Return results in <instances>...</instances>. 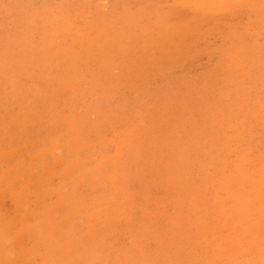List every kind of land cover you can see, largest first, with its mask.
<instances>
[{"label": "rangeland", "instance_id": "rangeland-1", "mask_svg": "<svg viewBox=\"0 0 264 264\" xmlns=\"http://www.w3.org/2000/svg\"><path fill=\"white\" fill-rule=\"evenodd\" d=\"M0 26V152L24 151L22 167L28 173L34 165L42 175L55 162L46 152L51 137H60L55 151L65 162L78 153L90 168L96 157L114 155L120 139L115 135L130 128L137 139L121 148V176L114 181L121 191L116 199L127 195V206L103 232L92 231L82 215L65 222L70 207L57 203L63 191H75L88 204L92 196L109 194L111 161L100 164L95 181L92 171L78 185V172L68 179L59 165L56 175H44L51 193L27 188L32 190L24 211L36 208L38 195L50 206V221L63 225L66 254L76 257V250L93 246L92 236L98 235L104 259L94 264H259L264 258V0H0ZM69 119L83 147L71 145ZM14 153L0 160V185L5 184L0 189L12 190L5 182L12 173L4 171L20 160ZM6 193L0 220L16 219L15 227V203ZM27 214L29 221L34 212ZM33 221L49 232L44 214L36 213ZM28 236L22 240L27 252L38 246ZM72 239L84 241L74 245ZM17 243L16 252H9L15 264H40L38 255L31 262L23 258Z\"/></svg>", "mask_w": 264, "mask_h": 264}, {"label": "bare ground", "instance_id": "bare-ground-1", "mask_svg": "<svg viewBox=\"0 0 264 264\" xmlns=\"http://www.w3.org/2000/svg\"><path fill=\"white\" fill-rule=\"evenodd\" d=\"M28 1V0H27ZM43 1V0H42ZM214 1V0H213ZM24 2V1H23ZM34 2V1H33ZM38 3H39V1H37ZM45 2V1H44ZM43 2V3H44ZM38 3H36V4H38ZM250 3V2H249ZM23 4H25V2L23 3ZM35 4V3H34ZM53 4V3H52ZM66 4V3H65ZM231 4V3H230ZM19 5H20V3H19ZM62 5V4H61ZM257 5V4H256ZM12 6V5H11ZM17 6V5H16ZM34 6H36V5H34ZM37 6H41V5H37ZM223 6H225V5H223ZM229 6V5H228ZM254 6V5H253ZM42 7H44V6H42ZM115 7V6H114ZM227 7V6H226ZM45 8V7H44ZM103 8V7H102ZM19 9H20V7H19ZM4 10V9H3ZM28 10H29V8H28ZM116 10V9H115ZM25 11V10H24ZM31 11V10H30ZM45 11V10H44ZM117 11V10H116ZM144 11V10H143ZM3 12V11H2ZM18 12V11H17ZM29 12V11H28ZM136 12V11H135ZM153 12V11H152ZM24 13V12H23ZM22 13V14H23ZM26 13V12H25ZM53 13V12H52ZM17 14V13H16ZM20 14V13H19ZM28 14V13H27ZM115 14V13H114ZM128 14H129V12H128ZM153 14V13H152ZM11 15V14H10ZM25 15V14H24ZM4 16V15H3ZM36 16H37V14H36ZM15 17H17L18 18V15L16 16L15 15ZM38 17H39V14H38ZM42 17H45V16H42ZM49 17V16H48ZM5 18H8L7 17V15H6V17ZM21 18H24V16L22 17V15H21ZM27 18H29V16H27ZM40 18H41V16H40ZM239 19V18H238ZM22 21L24 20V19H21ZM25 22L27 21L26 20V18H25V20H24ZM23 21V22H24ZM22 22V23H23ZM32 23V22H31ZM31 23H30V25H31ZM42 23V22H41ZM55 23V22H54ZM60 23H62V22H60ZM146 23V22H145ZM19 24V23H18ZM32 24H34V23H32ZM51 26H53L52 25V21H51ZM11 25V24H10ZM15 25V24H14ZM24 25H26V24H24ZM27 25H29V24H27ZM29 25V26H30ZM122 25V24H121ZM41 26V25H40ZM43 26V25H42ZM47 26H49L48 24H47ZM50 26V27H51ZM132 26V25H131ZM137 26V25H136ZM149 26H151V25H149ZM1 27V26H0ZM21 27V26H20ZM25 27V26H24ZM23 27V28H24ZM27 27V26H26ZM31 27L32 28H34V26L32 25V26H30V28L29 29H31ZM44 27H46V26H44ZM94 28V27H93ZM9 29V28H8ZM7 29V30H8ZM11 29V28H10ZM9 29V30H10ZM5 30V29H4ZM6 30V31H7ZM28 30V29H27ZM38 30V29H37ZM40 30V29H39ZM45 31L46 32V29H41L40 31ZM48 30H49V28H48ZM131 30H133L132 28H131ZM136 30V29H135ZM134 30V31H135ZM16 31V30H15ZM32 31L33 30H31V33H32ZM39 31V32H40ZM190 31H191V29H190ZM10 32V31H9ZM9 32H6V33H8V35H9ZM17 32H18V30H17ZM30 32V31H29ZM28 32V33H29ZM36 32V31H35ZM38 32V31H37ZM45 32H44V34H45ZM49 32V31H48ZM50 32H51V30H50ZM58 32V31H57ZM139 32V31H138ZM192 32V31H191ZM20 33V32H19ZM27 33V32H26ZM87 33V32H86ZM134 33V32H133ZM16 34H18V33H16ZM42 34H43V32H42ZM43 34V35H44ZM50 34V33H49ZM139 34V33H138ZM8 35H6V36H8ZM10 35H11V33H10ZM25 35H27V34H25ZM31 35V34H30ZM30 35H28V37L30 36ZM35 35H36V33H35ZM35 35H31V36H34L35 37ZM136 35H137V33H136ZM5 36V35H4ZM12 36H13V33H12ZM30 36V37H31ZM51 36V35H50ZM139 36H140V34H139ZM14 37V36H13ZM12 37V38H13ZM16 37H17V35H16ZM15 37V38H16ZM18 37H20V35L18 36ZM24 37V36H23ZM29 37V38H30ZM46 37V36H45ZM125 37V36H124ZM0 38H1V36H0ZM5 38V37H4ZM7 38H9V37H7ZM28 38V40H30ZM32 38V37H31ZM47 38V37H46ZM143 38V37H142ZM2 39V38H1ZM21 39V38H20ZM24 39V38H23ZM3 40V39H2ZM24 40H27V39H24ZM6 41V40H5ZM10 41H12V39L10 40ZM15 41H17V39H15ZM19 41V40H18ZM9 42V41H8ZM7 42V43H8ZM29 42V41H28ZM10 43V42H9ZM20 43V42H19ZM23 43V42H22ZM143 43V42H142ZM15 44H16V42H15ZM18 44V43H17ZM16 44V45H17ZM33 43H31V45H32ZM10 45H11V43H10ZM26 45H28V44H26ZM30 45V46H31ZM125 45V44H124ZM143 45V44H142ZM146 45V44H145ZM20 46H22L21 45V43H20ZM20 46H16V47H20ZM32 46H35V45H32ZM23 47V46H22ZM48 47H49V44H48ZM4 48H6V47H4ZM8 48H10V47H8ZM12 48L13 47H11V51H14L15 52V50H12ZM28 48V47H27ZM30 48V47H29ZM142 48V47H141ZM144 48H145V46H144ZM171 48V47H170ZM3 49V48H2ZM19 49V48H18ZM17 49V50H18ZM143 49V48H142ZM20 50V49H19ZM22 50V49H21ZM144 50V49H143ZM2 51V50H1ZM4 51V50H3ZM10 51V50H9ZM6 53V52H5ZM139 53H141V52H139ZM3 55V54H2ZM6 55V54H5ZM16 55H17V53H16ZM28 57V56H27ZM119 57V56H118ZM22 58V57H21ZM26 59H24V61H25ZM6 61V60H5ZM23 61V60H22ZM29 61V60H28ZM21 64V63H20ZM71 67V66H70ZM67 68V67H66ZM107 69V68H106ZM68 70V69H67ZM70 70H71V68H70ZM107 70H110V69H107ZM106 70V71H107ZM35 71V70H34ZM38 71V70H37ZM39 72V71H38ZM37 72V73H38ZM109 72V71H108ZM42 73V72H41ZM107 73V72H106ZM50 74V73H49ZM48 74V75H49ZM73 74V73H72ZM36 75V74H35ZM45 76H47V74L45 75ZM53 76V75H52ZM47 77H50V75L49 76H47ZM62 77V76H61ZM66 77H67V75H66ZM104 77V76H103ZM102 77V78H103ZM108 77V76H107ZM44 78H46V77H44ZM105 78H106V75H105ZM112 78V77H111ZM58 79H60L59 77H58ZM44 80V79H43ZM51 80V79H50ZM54 80V79H53ZM107 80V79H106ZM118 80H120V76H119V78H118ZM46 81V80H45ZM44 81V82H45ZM47 82H49V81H47ZM53 82V81H52ZM119 82V81H118ZM46 83V82H45ZM103 83H104V80H103ZM107 83V82H106ZM4 84H6V83H4ZM47 84V83H46ZM55 85H56V83H54ZM54 84H52V85H54ZM4 86V85H3ZM8 86V85H7ZM47 86H49V85H47ZM88 86V85H87ZM5 87V86H4ZM132 87V86H131ZM8 88V87H7ZM48 87H46V89H47ZM29 89V88H28ZM94 89V88H93ZM6 90V89H5ZM31 90V89H30ZM49 90V89H48ZM64 90V89H63ZM72 90V89H71ZM5 92V91H4ZM6 93V92H5ZM37 93V92H36ZM39 93H41V92H39ZM45 93V92H44ZM56 93H58V92H56ZM55 93V94H56ZM64 92H62V94H63ZM101 93V92H100ZM103 93V92H102ZM109 93V95H111L110 94V92H108ZM7 94V93H6ZM46 94V93H45ZM54 94V93H53ZM70 94H72V93H70ZM93 94H94V92H93ZM119 94V93H118ZM123 94V93H122ZM2 95V94H1ZM91 95V94H90ZM89 95V96H90ZM52 96V95H51ZM50 96V97H51ZM93 96V95H92ZM1 97V96H0ZM71 97V96H70ZM85 97V96H84ZM111 97V96H110ZM109 97V98H110ZM114 97H115V95H114ZM114 97H112V98H114ZM90 98H91V100L93 99L91 96H90ZM111 98V99H112ZM127 98H128V95H127ZM64 99V98H63ZM88 99V98H87ZM123 99H124V97H123ZM60 100H61V98H60ZM101 100V99H100ZM126 100V99H125ZM67 101H69V100H67ZM85 101V100H84ZM83 101V102H84ZM62 102L64 103V101L62 100ZM61 102V103H62ZM77 102V101H76ZM122 102H123V100H122ZM127 102V101H126ZM58 103V102H57ZM60 102H59V104H61ZM70 103V102H69ZM78 104H80V101L79 102H77ZM128 103V102H127ZM71 104V103H70ZM116 104V103H115ZM87 105H89V103L87 104ZM162 105V104H161ZM257 105V104H256ZM52 106V105H51ZM54 106H57V105H54ZM60 106V105H59ZM58 106V107H59ZM63 106V105H62ZM78 106V105H77ZM76 106V107H77ZM83 106V105H82ZM253 106H254V104H253ZM66 107H68V102H67V104H66ZM124 107V106H123ZM49 108H51V107H49ZM70 108V107H69ZM68 108V109H69ZM89 108V107H88ZM135 108V107H134ZM154 108V107H153ZM152 108V109H153ZM54 109V108H53ZM54 110H56V108L54 109ZM9 111V110H8ZM50 111V110H49ZM75 111L77 112V110L75 109ZM250 111V110H249ZM66 112V111H65ZM88 112V111H87ZM108 112V111H107ZM259 112V111H258ZM50 113H52V111L50 112ZM49 113V114H50ZM64 113V112H63ZM86 114V113H85ZM89 114V113H88ZM46 115V114H45ZM69 115V114H68ZM71 115V114H70ZM67 116V115H66ZM88 117V116H87ZM66 118H68V117H66ZM70 118V117H69ZM89 118V117H88ZM20 120H22L23 119V121L25 120L24 118H19ZM78 119H79V117H78ZM90 120H91V118H89ZM142 119V118H141ZM244 119V118H243ZM246 119V118H245ZM20 120H19V122H20ZM27 120H28V118H27ZM27 120H25V121H27ZM70 120V121H69ZM69 120H67L68 121V124H69V127H68V130H69V135H71L70 137H68V138H70V141H73L72 142V144L71 145H73V143L75 142V143H78L79 145H81L82 147H83V143H82V141H81V138H80V136H79V133H78V131H77V128L75 127V124L73 123V121H71V119H69ZM80 120H81V118H80ZM88 120V119H87ZM137 120V119H136ZM22 121V122H23ZM24 121V122H25ZM101 121V120H100ZM140 121V120H139ZM55 122V121H54ZM70 122V123H69ZM77 122V121H76ZM81 122V121H80ZM89 122V121H88ZM87 122V123H88ZM93 122H95V121H93ZM93 122L91 121V126H92V124H93ZM97 122H99V121H97ZM138 122V121H137ZM136 122V123H137ZM47 123V122H46ZM136 123H135V125H136ZM13 124V123H12ZM22 124V123H21ZM96 124V123H95ZM106 124V123H105ZM138 124H139V122H138ZM213 124V123H212ZM229 124V123H228ZM249 124V123H248ZM35 125V124H34ZM117 125V124H116ZM187 125V124H186ZM3 126V125H2ZM60 126V125H59ZM87 126V125H86ZM90 125H89V127H87V128H90L91 127ZM94 126V125H93ZM119 126V125H118ZM4 127V126H3ZM53 127V126H52ZM67 127V126H66ZM82 127V126H81ZM99 127V126H98ZM140 126H138V128H139ZM224 127V126H223ZM79 128V127H78ZM136 128V127H135ZM1 129H2V127H1ZM5 129V128H4ZM57 129V128H56ZM67 129V128H66ZM65 129V130H66ZM132 129H133V127H132ZM249 129V128H248ZM19 130V129H18ZM244 130V129H243ZM133 130H130V128L127 130V133H126V131H125V134L123 135V136H121V137H119V135H115V136H117L118 138H120L119 140H118V142L116 143V151H115V153H114V155H112V156H106V158H105V155H104V158H103V156H101V159L100 160H98L99 158L98 157H96V159L95 160H97L94 164H93V166H92V168H90V167H88V166H86V164L85 163H87V162H85V163H83L82 162V158L84 157H82L80 154H75V153H73V152H71V153H73V154H75L72 158H71V160H69L68 162H65V160H63L57 153H56V151H55V149L57 150V148L59 147V146H61L60 145V137H51L52 139L50 140V144L48 145V147H47V153H49V154H51L52 156H53V160L52 161H54L55 160V162H54V164L53 165H51V166H45V165H48L47 163H44V166H45V169L43 168V170H41L44 174H40V175H38L39 173L37 172V170H36V168H35V166L34 165H32L31 167L30 166H27V167H30V170H29V172L27 173L26 171H25V169L22 167V160H23V152H18V153H21V154H16V152L19 150V149H17V150H15V149H12L13 151L15 150V153L12 151V150H10V149H8V150H3V151H1L0 152V160H2V161H5V160H7V159H9L11 156H12V154L14 153V154H16L18 157H19V159L21 160H17L18 162H15V165H14V167L12 166V168H6V170L4 171L5 173H6V175L8 174V173H12V175H11V177L9 178H7V176H6V179H5V182L6 183H8L9 185H11L10 187H12V190H10L9 191V189L7 190L6 188H2V189H0V208H1V206L3 207V205L4 204H2L3 203V195H2V193L3 194H5L6 192V190L8 191L6 194L8 195H10V198L14 201V215L15 216H17V221H18V226L16 225L15 227H12L11 226V222L9 221V220H5V218L3 219V220H0V222L1 223H3L4 221V223H3V225L2 226H0V264H15L14 262L15 261H13L12 260V258L11 257H9L10 255H9V252H12V254L13 253H15L16 252V248H14V247H16V245L18 244L17 242L18 241H21V243H22V247H21V250H20V245H21V243H20V245L19 246H17V252L19 251V253H22L23 254V258H26L28 261H32L33 260V257L35 256V255H38L39 257H41V259H40V264H73V263H75V262H80V263H83V264H94L95 262H97L98 260H100V259H104V254H103V252H104V247H101V244L99 245V243H101V242H98V239L100 238H98V235H93L92 237L94 238V243H93V246H88V245H84V246H82L83 248L82 249H79L78 251L76 250V252H75V255H76V257L73 255V254H66L65 252H64V250H63V247H62V245H63V243L61 242V240H62V233H60L61 231H63L62 229H63V225L61 226H57L58 224L54 221V220H51L50 221V218H51V211H50V206L47 204V207L46 206H44L43 205V201L41 200L42 198H40V196L38 195L36 198H35V200H34V202H35V204H36V208L33 210H29V212H34V216L32 215V218L31 219H29V221H27L28 220V218L26 219V217H28V216H30L31 217V213H30V215H28L27 213H29V212H27L28 211V208H27V211H24V210H26L25 209V206L28 204H26V201L27 200H29V197H30V191L33 189V188H36L37 190H41L43 193H45V194H47V193H49L50 192V190H48V187H46V185L48 184V179H44V175L45 174H47V175H56L57 174V166L59 167V165H62V166H64L65 167V169L61 172V175L63 174V175H66L65 177H67L68 179H72V176L74 175H71L72 174V171L73 170H75V171H73V173H75V172H78V174H77V183H79L78 185H80L82 182H83V179H85V176H87V174H91V175H93V173H94V175H93V177H92V180L93 181H95V180H97V177H98V175H96L95 174V172L96 173H98L99 172V170H100V164L101 163H103V161H107V163H109L108 162V160L109 161H111V163L114 165V167H113V171H112V173L110 174V175H107V179H109V181H110V183H111V190H110V192H109V194H102V195H100V196H92V198H91V203L90 204H88L87 203V199L86 198H79V197H77L76 196V192L74 191L73 193H74V195H72V194H67L66 193V191H63L64 193H61V194H63L62 196V199L61 200H58V203L57 204H60L61 203V205L62 204H66V205H69V207H70V213L66 216V219H65V222H70V221H75L76 219H77V215H82L83 216V218L84 219H88V224H90L91 225V230L92 231H95V230H97V231H100V232H103V231H105L106 230V228L109 226V227H111L112 226V222H116L115 220H119V217H121L122 215H123V210L121 211V208H122V206H123V208H125L126 206L124 205L127 201H128V199H127V195L124 197V196H121L123 199H122V201L121 202H119V200H117V199H119L118 198V194H120V186H114L115 185V179H116V181L118 180V178H119V176H121V172H119V170L121 169L118 165H119V160H120V156H121V148L122 147H130L129 145L132 143V142H134V141H136L135 139H133V136H132V134H131V132H132ZM4 132H5V130H4ZM4 132H3V135H2V137H5L6 138V134H4ZM17 132V131H16ZM88 131H86V133H87ZM233 132V131H232ZM232 132H230V133H232ZM6 133V132H5ZM8 133V132H7ZM37 133V132H36ZM59 133H61V132H59ZM83 133V132H82ZM85 133V134H86ZM99 133V132H98ZM2 134V133H1ZM17 134V133H16ZM40 134V133H39ZM50 134V133H49ZM53 134V133H52ZM84 134V138H85V135ZM88 134V133H87ZM110 134V133H109ZM233 134V133H232ZM4 135H6V136H4ZM60 135V134H59ZM68 135V136H69ZM90 135H93V134H91V132H90ZM29 136V135H28ZM39 136V135H38ZM37 136V139L40 137H38ZM48 136V135H47ZM87 136H89V135H87ZM2 137H1V139H2ZM32 137V136H31ZM91 137V136H90ZM90 137H87V138H90ZM228 137V136H227ZM29 138V137H28ZM87 138H86V140H87ZM47 139V138H46ZM67 139V138H66ZM5 140H7L8 141V139H4V141ZM9 140H11V139H9ZM68 141H66L65 140V142L66 143H68V142H70L69 141V139H67ZM246 140H248V139H246ZM246 140H245V142H246ZM7 141H6V143H7ZM15 141V140H14ZM23 142H25V139H24V141ZM27 142V141H26ZM89 142V141H88ZM226 142H228V141H226ZM225 142V143H226ZM245 142H244V144H245ZM91 143V142H90ZM100 143V142H99ZM99 143H98V145H99ZM92 144H94V143H92ZM91 144V145H92ZM243 144V145H244ZM5 145V144H4ZM24 145H26V143L24 144ZM23 145V146H24ZM29 145H30V143H29ZM249 145V144H248ZM247 145V146H248ZM22 146V145H21ZM27 146V145H26ZM35 146H36V144H35ZM69 146V145H68ZM90 146V145H89ZM94 146H97V145H94ZM93 146V147H94ZM241 146V145H240ZM29 147L30 146H28V147H26V148H28L29 149ZM41 147V146H40ZM92 146H90V147H88L89 149L90 148H93ZM227 147H229V146H227ZM252 147V146H251ZM6 148V147H5ZM9 148H11V147H9ZM25 148V149H26ZM45 148V147H44ZM43 148V149H44ZM246 148V147H245ZM21 149H24V147L23 148H21ZM28 149H26V150H28ZM235 149V148H234ZM233 149V150H234ZM242 149V148H241ZM247 149V148H246ZM10 150V151H9ZM71 150V149H70ZM73 150V149H72ZM78 150H80V149H78ZM36 151V150H35ZM40 151V150H39ZM39 151H37L38 152V156H39ZM43 150H42V148H41V152H42ZM76 151H77V149H76ZM223 151V150H222ZM236 151V150H235ZM238 151V150H237ZM26 152V151H25ZM33 152H34V150H33ZM234 152V151H233ZM250 152V151H249ZM35 153V152H34ZM33 153V154H34ZM44 153V152H43ZM42 153V154H43ZM236 153V152H235ZM234 153V154H235ZM245 153V152H244ZM233 154V153H232ZM247 154V152L245 153V155L244 156H247L246 155ZM31 155V154H30ZM237 155H239L238 154V152H237ZM35 156H37V154L35 155ZM44 156V155H43ZM241 155H239V157H240ZM100 157V156H99ZM236 157V156H235ZM43 158V157H42ZM41 158V159H42ZM45 158V157H44ZM43 158V159H44ZM238 158V157H237ZM236 158V159H237ZM241 158V157H240ZM240 158H238V159H240ZM31 159H32V161H33V163H34V161L35 160H33V157H31ZM34 159H35V157H34ZM245 159V158H244ZM84 160V159H83ZM85 160H87V159H85ZM91 160V159H90ZM229 160V159H228ZM88 161H89V159H88ZM105 161V162H106ZM230 161V160H229ZM239 161V160H238ZM30 162H31V160H30ZM41 162V161H40ZM89 162H92V161H89ZM104 162V163H105ZM227 162V161H226ZM183 163V162H182ZM39 164V163H38ZM88 164V163H87ZM92 164V163H91ZM29 165V164H28ZM31 165V164H30ZM40 165V164H39ZM43 165V164H42ZM4 166V165H3ZM41 166V165H40ZM90 166V165H89ZM102 166V165H101ZM226 166V165H225ZM231 166V165H230ZM233 166V165H232ZM4 168H5V166H4ZM189 168V167H188ZM233 168H235V167H233ZM233 168H231V169H233ZM213 169V168H212ZM230 169V170H231ZM227 170V169H226ZM59 171V170H58ZM92 171H93V173H92ZM224 171V170H223ZM228 171V170H227ZM233 171V170H232ZM232 171H230V172H232ZM218 172V171H217ZM229 172V174H233V172H235V171H233L232 173H230ZM5 173H4V175H5ZM223 173V172H222ZM221 173V174H222ZM227 173V172H226ZM218 174V173H217ZM46 175V176H47ZM228 175V174H227ZM123 176V175H122ZM225 176V175H224ZM233 176V175H232ZM231 176V177H232ZM53 177V176H52ZM105 177V176H104ZM23 178V179H22ZM57 178V177H56ZM217 178V180L215 181V182H217L218 183V177H216ZM220 178V177H219ZM54 179V178H53ZM52 179V180H53ZM64 179V178H63ZM66 179V178H65ZM192 179V178H191ZM229 179V178H228ZM227 179V177L225 178V181L226 180H228ZM23 180H25L24 181V183H22V181ZM80 180H82V181H80ZM190 180V179H189ZM214 180V179H213ZM49 181H51V180H49ZM219 181H220V179H219ZM223 181V180H222ZM222 181L220 182V183H222ZM2 183H3V181H1ZM81 182V183H80ZM192 182V181H191ZM227 182V181H226ZM226 182H223L224 184L226 183ZM228 182H229V180H228ZM2 183H1V185H2ZM205 182H203V184H204ZM213 183V182H212ZM211 182H210V186H211V184H212ZM222 183V184H223ZM4 184V183H3ZM65 184H66V182H65ZM223 184V185H224ZM1 185H0V187H1ZM120 185V184H119ZM204 185H206V184H204ZM209 185V184H208ZM208 185H206V186H204L206 189H208ZM231 185V184H230ZM4 186H5V184H4ZM3 186V187H4ZM74 186V185H73ZM219 186H220V184H219ZM224 186H227V185H224ZM7 187H8V185H7ZM9 187V188H10ZM78 187V186H77ZM203 187V188H204ZM27 188L29 189V188H32L29 192H27ZM51 188V187H50ZM49 188V189H50ZM223 188V187H222ZM228 188H231V187H228ZM187 189V188H186ZM226 189V188H225ZM59 190V189H58ZM61 190V189H60ZM64 190V189H63ZM203 190H205V189H203ZM213 190H215V187H214V189ZM40 191V192H41ZM49 191V192H48ZM209 191V190H208ZM221 191V190H220ZM225 191V190H224ZM229 191H230V189H229ZM60 192V191H59ZM85 192V191H84ZM231 192V191H230ZM51 193V192H50ZM66 193V195L64 196V194ZM217 193V192H216ZM219 193V192H218ZM60 194V193H59ZM200 194V193H199ZM82 196V195H81ZM61 197V196H60ZM116 197H117V199H116ZM48 198V197H47ZM205 198V197H204ZM217 198H215V200H216ZM120 200H121V198H120ZM60 202V203H59ZM106 204V207L103 205V207H102V204ZM27 206H29V205H27ZM49 206V207H48ZM104 208V209H102V208ZM2 209V208H1ZM1 211V210H0ZM24 211V212H23ZM101 211H103V213H101ZM42 213V214H44V216H45V226H50V229H49V232L48 233H44L42 230H39V228H38V224H36L34 221H33V218H35V214L37 213ZM4 213V212H3ZM2 213V215H4ZM10 213V215H11V212H9ZM213 213V212H212ZM102 214V215H101ZM28 215V216H27ZM200 215V214H199ZM229 215V214H228ZM234 215V214H233ZM5 216H6V214H5ZM7 216H9V215H7ZM15 216H13V217H11V219L10 220H13L14 218H16ZM4 217V216H3ZM208 217V216H207ZM207 217H206V221H207ZM7 218V217H6ZM13 218V219H12ZM200 218H202L201 217V215H200ZM216 218V217H215ZM1 219V218H0ZM219 219V218H218ZM16 220V219H15ZM14 220V221H15ZM200 220V219H199ZM14 221L12 222V223H14ZM16 221V222H17ZM205 221V220H204ZM220 221V220H219ZM16 222H15V224H16ZM202 222V221H201ZM64 223V222H63ZM113 223V224H114ZM193 223V222H192ZM210 223H211V221H210ZM40 224V223H39ZM1 225V224H0ZM194 225V224H193ZM64 226H65V224H64ZM190 227V226H189ZM193 227V226H192ZM204 231V230H203ZM11 232H13V235L11 236ZM28 236V237H32L33 239V241L38 245L37 247H35V246H32V247H35L34 249H32L31 251H29V252H27L26 250H29V249H27V247L26 246H23V242L25 243V241H24V236ZM115 235V234H114ZM196 235V234H195ZM221 235H222V233H221ZM10 236V237H9ZM112 236V235H111ZM12 237V239H13V237H14V241H12L10 238ZM110 237V236H109ZM108 237V238H109ZM111 238V237H110ZM195 238V237H194ZM9 239L12 241V243L14 242V246L12 247H10L9 246ZM22 240H23V242H22ZM192 240V239H191ZM207 240V239H206ZM83 241L84 240H79V241H76L75 242V240L74 239H72V243L74 244V245H76V244H83ZM198 241H199V239H198ZM226 241V240H225ZM106 242V241H105ZM111 242H113V241H111ZM185 242V241H184ZM217 242V241H216ZM108 243V242H107ZM106 243V244H107ZM186 243H188V241L186 242ZM34 244V243H33ZM36 244H34V245H36ZM25 245V244H24ZM42 246L43 247V251H40L39 249V246ZM112 245H114V243H110L108 246H109V248L112 246ZM226 245V244H225ZM102 246H104L103 244H102ZM228 246V245H227ZM229 246H231V245H229ZM24 247V248H23ZM31 247V248H32ZM80 246H78V248H79ZM203 247V246H202ZM213 247H215V245L213 246ZM55 248H57V249H55ZM205 248V247H204ZM216 248V247H215ZM55 249V250H54ZM56 250L57 251H60L59 252V254H58V256H55V253H56ZM217 251V250H216ZM28 254H27V253ZM25 253L27 254V255H25ZM68 253H70L69 251H68ZM210 253L211 252H209V256H210ZM202 254H203V252H202ZM63 255H67V256H63ZM204 255V254H203ZM206 255V254H205ZM204 255V256H205ZM37 256V257H38ZM61 256H63V261L62 262H59V260H58V257H61ZM218 256V255H217ZM262 256H264V255H262ZM21 257V256H20ZM179 258V257H178ZM36 260V259H35ZM171 260V259H170ZM211 260V259H210ZM214 263V262H213ZM187 264V263H186ZM259 264H264V258H261V259H259Z\"/></svg>", "mask_w": 264, "mask_h": 264}]
</instances>
